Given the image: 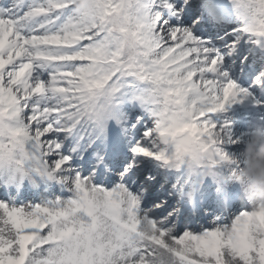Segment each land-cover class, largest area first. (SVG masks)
Segmentation results:
<instances>
[{
	"label": "snow or ice",
	"instance_id": "6c2138e0",
	"mask_svg": "<svg viewBox=\"0 0 264 264\" xmlns=\"http://www.w3.org/2000/svg\"><path fill=\"white\" fill-rule=\"evenodd\" d=\"M257 140L264 0H0V264H264Z\"/></svg>",
	"mask_w": 264,
	"mask_h": 264
},
{
	"label": "clouds",
	"instance_id": "9594fccd",
	"mask_svg": "<svg viewBox=\"0 0 264 264\" xmlns=\"http://www.w3.org/2000/svg\"><path fill=\"white\" fill-rule=\"evenodd\" d=\"M246 172L253 184V199L264 201V142L257 140L246 150Z\"/></svg>",
	"mask_w": 264,
	"mask_h": 264
},
{
	"label": "bare ground",
	"instance_id": "6f19581e",
	"mask_svg": "<svg viewBox=\"0 0 264 264\" xmlns=\"http://www.w3.org/2000/svg\"><path fill=\"white\" fill-rule=\"evenodd\" d=\"M237 105L234 106H230L227 111H229L228 115L224 116L223 114L221 115V117H219V119L223 120V119H228L231 120L233 122V126H239L242 123H244V120L247 118L246 115L249 114V112L252 111L251 108H246V107H238L237 109L239 110L238 112L240 113V115H237V112H234L232 110L233 107H236ZM238 118H241L240 120L236 121ZM236 124V125H235Z\"/></svg>",
	"mask_w": 264,
	"mask_h": 264
},
{
	"label": "rangeland",
	"instance_id": "374dc122",
	"mask_svg": "<svg viewBox=\"0 0 264 264\" xmlns=\"http://www.w3.org/2000/svg\"><path fill=\"white\" fill-rule=\"evenodd\" d=\"M238 107H241V108H243V107L252 108V106H251L250 103H246V104H238V106L232 108V110H233L234 112H237V115H238V114L240 115V113L238 112L239 110L237 109ZM228 113H229V111H226L225 113H223V115L226 116V115H228ZM246 117H247V118L250 117V113H249V115L247 114ZM240 119H241V118H238L236 121H238V120H240ZM244 121H245V120H244ZM235 125H236V124H235Z\"/></svg>",
	"mask_w": 264,
	"mask_h": 264
}]
</instances>
